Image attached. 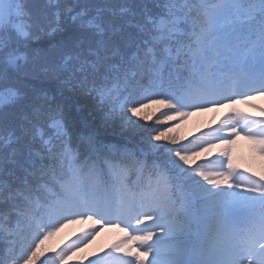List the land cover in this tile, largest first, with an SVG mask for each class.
Wrapping results in <instances>:
<instances>
[{
    "label": "snow or ice",
    "instance_id": "obj_1",
    "mask_svg": "<svg viewBox=\"0 0 264 264\" xmlns=\"http://www.w3.org/2000/svg\"><path fill=\"white\" fill-rule=\"evenodd\" d=\"M257 95L264 0H0V264H33L76 217L132 230L112 264H264V177L230 147L245 134L264 154V118L233 109L192 144L157 127ZM153 104L168 111L142 123Z\"/></svg>",
    "mask_w": 264,
    "mask_h": 264
},
{
    "label": "rangeland",
    "instance_id": "obj_2",
    "mask_svg": "<svg viewBox=\"0 0 264 264\" xmlns=\"http://www.w3.org/2000/svg\"><path fill=\"white\" fill-rule=\"evenodd\" d=\"M264 95H257L255 99L251 101H256L257 103L259 101H263ZM263 97V98H261ZM258 100V101H257ZM246 106V104L243 103H237L235 105H227L228 109H230L229 114L226 116H232L234 115L233 109L239 110V108H242ZM251 107V106H249ZM254 108V107H251ZM215 112H220V106H215L213 108ZM240 111V110H239ZM241 112V111H240ZM191 117H198L199 119L203 118H209L210 114H207L205 110L199 111V113H191ZM235 140V143L231 145V157L232 160L239 159L243 161L241 157V149H244L245 151L248 149L247 146H250L248 143L250 140L246 138L245 134H241L238 137L233 138ZM202 159V158H200ZM199 159V160H200ZM96 218H93L92 220L87 219L86 217H76L74 222L72 221H65L64 226L61 227L58 231V235L62 239L66 240H72L79 236H84L88 232H92L93 230L96 231V235L94 238L90 240L85 245H82L78 253L81 257V261L83 264H89L90 261L99 259L100 257H104L101 264H112V261L108 258L107 253L111 252L114 246L118 243H121L122 241L129 244L132 248H137L140 245L139 241L136 242H130L128 241V236L132 235V230L127 229L125 231V226L123 224H119V226L111 225V226H103L96 224L95 221ZM103 224V222H101ZM140 251H143V248H140ZM118 255H124L122 253H117ZM151 255L148 257H145V260H150Z\"/></svg>",
    "mask_w": 264,
    "mask_h": 264
},
{
    "label": "trees",
    "instance_id": "obj_3",
    "mask_svg": "<svg viewBox=\"0 0 264 264\" xmlns=\"http://www.w3.org/2000/svg\"><path fill=\"white\" fill-rule=\"evenodd\" d=\"M52 87L54 88V86ZM65 95H68V93L65 92ZM81 102L83 103L84 101ZM166 111H168V109L163 105L153 104L150 107L141 110V122L152 124L158 118H162V113ZM171 114L175 116L173 120H165L163 124H159L157 125V127L165 130L167 136L175 137L178 144H192L196 141L197 137L202 136L204 133L209 132L207 131L208 129H211L205 127V125L198 119H194L190 122L185 123L184 117L176 116L175 113ZM144 116L148 117L147 121H144L142 119ZM168 129H171V131H167ZM199 131L203 132L198 134ZM121 139L122 138L117 131L115 134H113L111 142L118 143L121 141ZM161 143H169V141L162 140ZM217 145V147L211 149L208 152H201L200 155H207L210 157L213 156V158H217L222 152V148L219 147L221 146L219 142H217ZM200 155L193 157V163L190 167H195L197 164H199L196 160ZM247 170H251L254 179L259 180L261 177H264V156L259 155L256 161ZM58 245L59 242L56 238L53 237V235L48 237V239L44 241L41 251L38 254L37 259L34 260L33 264H43L44 260L47 259L48 256L52 255L54 252H57ZM65 264L80 263L76 255H69L67 260L65 261Z\"/></svg>",
    "mask_w": 264,
    "mask_h": 264
}]
</instances>
